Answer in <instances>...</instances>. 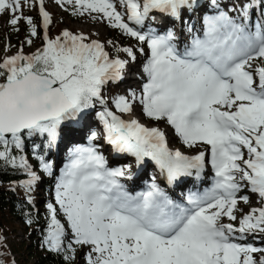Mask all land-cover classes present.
Instances as JSON below:
<instances>
[{
	"label": "snow or ice",
	"instance_id": "1",
	"mask_svg": "<svg viewBox=\"0 0 264 264\" xmlns=\"http://www.w3.org/2000/svg\"><path fill=\"white\" fill-rule=\"evenodd\" d=\"M57 2L71 5L73 15L106 20L140 47L109 40L112 56L105 42L83 32L65 29L53 38L44 0H0V15L9 14L14 31L26 23L28 45L39 31L24 6L38 3L42 18V47L25 54L22 46L0 60V170L26 176L19 186L29 202L43 174L54 175L47 155L61 129L101 106L95 115L102 132L73 147L56 178L42 246L65 264L83 249V264H264L254 255L264 248L238 242L264 234V206L237 215L239 204L249 203L242 190L264 205V0ZM157 15L173 27L157 23ZM137 52L145 56L141 90L115 96L113 110L103 89L124 79ZM137 104L187 148L207 147L195 154L170 148L163 128L132 115ZM101 137L138 167L153 162L168 186L200 180L207 165L213 182L173 198L153 177L145 190L130 192L122 181L132 179V165L109 167L92 143Z\"/></svg>",
	"mask_w": 264,
	"mask_h": 264
},
{
	"label": "rangeland",
	"instance_id": "2",
	"mask_svg": "<svg viewBox=\"0 0 264 264\" xmlns=\"http://www.w3.org/2000/svg\"><path fill=\"white\" fill-rule=\"evenodd\" d=\"M47 6H48V12L50 13L51 17H52V24L54 22H60L62 25V27L64 29H68V30H73L74 33H80L83 32L85 35H87L89 37V40L91 39H99L102 42L106 43V50H108L110 52V54L112 56H115L117 54H114L112 52V50L115 51V49H113L111 47V45L107 44V41L111 40L113 41L114 44H122L123 47H140V45L138 44V42L131 37L125 36L124 34H119L116 33V35H110V26L107 24L106 20L103 19H93L91 15L85 13L83 16L79 15V19L78 20H73L71 19L70 16V12L72 6L71 5H64L63 7L57 2V0H47ZM37 7V4H36ZM36 7H29V6H24L23 11L24 14L27 13H34L36 11ZM119 10H123V9H119ZM95 15V14H93ZM60 17L63 18V22L60 20ZM8 19H9V14L5 13L3 15H0V60L3 59L4 56L6 55H13L15 54L18 50L21 49V47L23 46V51L25 52V54H30L31 52H34L37 48L42 47V44H40L38 42V39L36 37H33V43L31 45H26L25 41L27 36L22 35L19 36L17 38L14 39L9 37V31L12 28V26L10 24H8ZM162 19V24H166L168 27H173V25ZM161 19H157L159 21H161ZM192 23L196 24V27L199 28L200 24H199V20L198 17H193ZM41 24V23H40ZM52 24L50 25V28L52 26ZM180 24L177 23L175 25V28L177 30L180 29ZM113 29V28H112ZM114 30V29H113ZM185 38L187 37V34H184ZM126 39V41H128V43H120L119 40L120 39ZM121 39V40H122ZM121 57H125L126 54L121 53L120 54ZM142 57V55L140 53H137V58L138 57ZM139 57V58H140ZM132 76H138V72L135 71H131L130 73ZM116 84V88L118 91V95H125L123 88L125 87V85L119 81V82H114ZM141 83H136V86H140ZM139 93V92H138ZM115 95V96H118ZM114 98V97H113ZM113 98H106L108 100V107L112 108L113 110H115L114 105L112 104V99ZM139 109L134 112L132 115L133 116H137V119H140L141 122L145 123L146 125L149 126H159L161 128H163L165 130V132L167 134H169L168 136V140H171V143H174L175 147L180 149L181 151H184L186 154H195L196 151L198 150H204L207 146L205 145H201L198 146V148L195 149H189L186 146L183 145L182 141L179 140V142L173 140V138H176V134L173 131V129H171V127L167 126L165 123L162 122H154V121H149L146 117H144L142 115L141 112V108L140 106L138 107ZM101 110V106L97 105L95 109L89 111L84 117L83 119H81L79 122H75V123H67L66 125H69L70 127L74 128V130H70L69 127H67L66 125L61 129V134H60V139L58 140V143L61 142V139H66L68 140V142L72 143L73 141H75L74 143L76 145H78V143H80V141H82V139H84V141L88 142L89 140V136L90 133L92 131H96V132H102V125L100 124L98 117L95 115L96 112ZM126 115V114H125ZM144 117V118H143ZM131 118V117H129ZM147 119V120H146ZM84 120L86 122L89 123V127L88 129L83 128L82 129V125H84ZM86 129V130H85ZM78 134H82V138H79ZM92 143L98 144L99 145V150L105 155V157L107 158L108 162H109V167H122L123 165H125L126 163H128L131 161L130 165H132V169H131V174L134 175L136 173L137 168H139L140 170H146L143 173V176L147 177L145 183L140 181L139 182V186H144L147 187L148 184H150L152 182V178L155 177L156 182L158 183V178L159 175L156 173V171H154L153 169H146V168H142L141 166H136L134 163V158L131 157L130 158H114V151L110 148H108V144L101 138H99L96 141H92ZM171 146V145H169ZM174 147V146H172ZM56 148H54V157H55V166L53 168L54 174H55V180H54V184L52 185L51 189H52V199L54 200V185H55V181L56 178L59 176V173L61 172V170L64 167V161H66L67 159L63 160V161H58L57 158V154H56ZM67 156L69 157V150L67 151ZM126 156V155H125ZM122 156V157H125ZM151 165H153V163L151 162ZM150 166V164H149ZM208 169H209V175L211 177V179H213L214 173L213 170L211 169L210 165H207ZM206 166V167H207ZM204 175L203 178L207 180V183L209 185V183L211 182L210 180H208V173H203ZM123 183L126 182V180L122 181ZM126 184V183H125ZM159 184V183H158ZM194 186V185H192ZM127 187V185H126ZM128 188V187H127ZM141 189V188H139ZM17 190L24 195L25 197L28 198V194L25 192V190L19 186V183L17 184ZM178 192L180 193V195L187 193L188 191H194L195 189L191 188V184L188 185L187 187H182V189H177ZM242 194L243 195H248L249 196V203L245 204L243 202H241L239 204V208H240V212L237 213V215H242V214H246L247 212H249L252 208H257V207H261L264 205H261L260 199L258 197V195L253 194L250 192V190H242ZM43 195V190H42V183L41 181L39 182L38 186L34 187L33 192L31 193V197L32 200H37L39 198H41ZM225 222L227 221V218H225ZM12 227L15 228L16 233L15 236H11V235H6L5 237H1V240L3 241V239H6L7 244L14 245L16 242L21 241L23 239L22 237V227L21 224L17 221H14L12 224ZM10 227V229L12 228ZM238 242H243V243H248V244H252L253 246L257 247V248H264V234H257L255 236L253 235H248L245 237V239L243 241H238ZM87 251V249H83V253H85ZM256 256L257 259H259L260 257H264V252H258L254 254ZM13 257L16 260H19L20 255H18V253L13 252Z\"/></svg>",
	"mask_w": 264,
	"mask_h": 264
},
{
	"label": "trees",
	"instance_id": "3",
	"mask_svg": "<svg viewBox=\"0 0 264 264\" xmlns=\"http://www.w3.org/2000/svg\"><path fill=\"white\" fill-rule=\"evenodd\" d=\"M25 15H31L37 23L39 35L36 38L38 39V42L42 44L43 31L37 7L33 14L27 13ZM69 17L74 21L79 19V15H73L72 12H70ZM60 20L63 22L62 17H60ZM61 25L60 22H54L52 24L50 28L51 37L54 38L65 30ZM69 31L73 32V30ZM109 32L110 35H116V33L121 34L118 29L113 30L111 27ZM22 35L27 37L29 35L24 21L19 23V31H14L13 28L9 31L10 38L14 37L15 39ZM121 39L119 40L120 43H128L126 39ZM25 44L28 45L27 43ZM117 45L123 47L122 44ZM114 54L117 53L114 52ZM103 94L109 99L118 95L116 84L110 83L105 86ZM66 126L69 127L70 130H74V128L69 125ZM78 135L79 137L81 136V134ZM35 142L40 143V139L37 138ZM30 145L31 141H29V147L26 148V153H28L29 161L35 168L36 161L30 154ZM53 152L54 148L47 155V159L53 163L54 168L55 157ZM23 179H26V176L23 173L13 171L12 169L0 170V264H65L63 255L49 252L46 247L42 246L47 221L46 204L50 201H54L52 199L51 187L54 184L55 174L51 177L47 174H43L41 180L43 195L37 200H31V202H29L28 198L17 190V184ZM29 219L32 220L31 225L27 223ZM14 221L21 224L23 239L10 246L7 244L6 239H3L2 241L1 237L3 238L6 235L15 236L16 230L12 227ZM10 227L12 228L10 229ZM82 251L83 250L78 251L74 264H83L82 256L84 253ZM13 252L20 255L19 260L14 259Z\"/></svg>",
	"mask_w": 264,
	"mask_h": 264
},
{
	"label": "bare ground",
	"instance_id": "4",
	"mask_svg": "<svg viewBox=\"0 0 264 264\" xmlns=\"http://www.w3.org/2000/svg\"><path fill=\"white\" fill-rule=\"evenodd\" d=\"M162 17H160L159 15H157V19H161ZM157 22L158 23H161L162 22V19H161V21H159V20H157ZM106 44V43H105ZM112 47V46H111ZM139 47V46H138ZM138 47H136V48H138ZM112 52L114 53L115 51L114 50H112ZM137 53H139V52H137ZM140 57V56H139ZM137 58V61H135V62H133L132 64H131V67H130V69L128 70V72H127V74H126V76L124 77V79L121 81L124 85H125V87L123 88V90H124V92L123 93H125V95H128L129 94V91L130 90H135L137 93L138 92H140V90H141V87H142V84H143V82H144V78L141 76V73H140V69H141V67H142V64H143V62H144V60H145V56H143L142 55V57H140V58ZM123 58H126V56L125 57H123ZM131 71H135V72H138V76H132L130 73H131ZM136 83H141L140 84V86L138 87V86H136ZM139 105L137 104L135 107H134V112H136L139 108ZM141 110V109H140ZM133 112V113H134ZM124 115V117L125 118H129V116H128V114H123ZM134 115V114H133ZM135 117V116H134ZM137 117V116H136ZM135 117V118H136ZM138 118V117H137ZM144 118V117H143ZM147 120V119H146ZM83 127H82V129L83 128H86V129H88V127H89V123L88 122H86L85 120H84V125H82ZM85 129V130H86ZM174 131V130H173ZM166 135H167V138L169 137L168 135L169 134H167L166 133ZM80 139L82 138V134H81V136L79 137ZM172 140V139H171ZM171 140H168V142H169V145H171V146H175L174 145V143H171L172 141ZM173 140L175 141V143H176V141L177 142H179V140H180V138L176 135V138H173ZM75 141H73L72 143H70V142H68V140H66V139H61V142H59L58 143V146H57V148H56V154H57V158H58V161H63V160H65V159H67L68 160V156H67V151L69 150V153H70V150L73 148V147H75V146H77L75 143H74ZM82 142H86V141H84V139H82V141H80V143H78V145H81V143ZM88 142H90L89 140H88ZM201 146V145H200ZM108 148H110V149H112L111 148V146L110 145H108ZM177 149V148H176ZM181 149V148H180ZM126 154H117V153H115L114 152V158L115 159H117V158H119V157H121V158H130L131 159V157L130 156H128V155H126ZM122 156H125V157H122ZM67 160L66 161H64L65 163L64 164H66V162H67ZM131 163V161L129 162V164ZM153 163V162H152ZM149 164H151V161H148V166H149ZM154 164V163H153ZM125 165H128V163H126ZM125 165H123V166H125ZM142 168H145V167H143V166H141ZM146 170H143V169H139V168H137V170H136V173L134 174V175H132V179L131 180H126V185H127V189L130 191V192H133V193H135V192H137V191H142V190H145L146 189V187H144V186H139L138 184H139V182L140 181H142V182H144L145 183V181H146V178L147 177H145V176H143V173L145 172ZM204 173H208L207 175V177H208V180H210L211 182H213V179H214V176H213V179H211V177H210V175H209V169H208V166L205 168V170H204ZM60 174V173H59ZM202 175H204V174H202ZM164 183V182H163ZM191 184V188L192 189H196V188H194L195 186H192V184H193V181H190V182H188L186 185H183V187L185 186V187H187L188 185H190ZM139 188H141V189H139ZM172 194H173V196L174 197H176V198H178V196H179V192L178 191H175V192H171ZM186 194V193H185Z\"/></svg>",
	"mask_w": 264,
	"mask_h": 264
}]
</instances>
